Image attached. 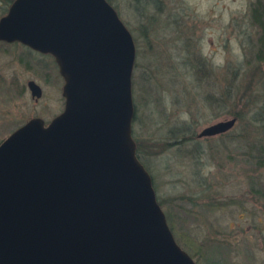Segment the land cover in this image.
Listing matches in <instances>:
<instances>
[{
    "label": "rangeland",
    "instance_id": "374dc122",
    "mask_svg": "<svg viewBox=\"0 0 264 264\" xmlns=\"http://www.w3.org/2000/svg\"><path fill=\"white\" fill-rule=\"evenodd\" d=\"M109 1L135 40L133 135L177 242L199 264H264V60L253 17L264 0ZM63 85L52 54L0 40V143L33 116L61 113ZM234 116L228 132L198 136Z\"/></svg>",
    "mask_w": 264,
    "mask_h": 264
},
{
    "label": "water",
    "instance_id": "95a60500",
    "mask_svg": "<svg viewBox=\"0 0 264 264\" xmlns=\"http://www.w3.org/2000/svg\"><path fill=\"white\" fill-rule=\"evenodd\" d=\"M0 40L51 53L65 97L50 122L33 116L0 143V264H199L177 242L138 154L136 44L114 5L13 0Z\"/></svg>",
    "mask_w": 264,
    "mask_h": 264
},
{
    "label": "trees",
    "instance_id": "16d2710c",
    "mask_svg": "<svg viewBox=\"0 0 264 264\" xmlns=\"http://www.w3.org/2000/svg\"><path fill=\"white\" fill-rule=\"evenodd\" d=\"M13 0H8L7 2H12ZM254 20L261 27V34L258 40V49L256 51V57L259 60H264V8H260L259 4L254 8L253 13ZM264 84V83H263ZM141 145L138 143V154L140 155ZM140 157V156H139Z\"/></svg>",
    "mask_w": 264,
    "mask_h": 264
},
{
    "label": "flooded vegetation",
    "instance_id": "af4514ba",
    "mask_svg": "<svg viewBox=\"0 0 264 264\" xmlns=\"http://www.w3.org/2000/svg\"><path fill=\"white\" fill-rule=\"evenodd\" d=\"M45 54H47V53H45ZM48 54H51V53H48Z\"/></svg>",
    "mask_w": 264,
    "mask_h": 264
}]
</instances>
